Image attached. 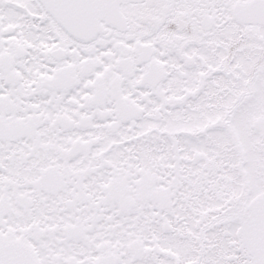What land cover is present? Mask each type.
I'll list each match as a JSON object with an SVG mask.
<instances>
[{
    "label": "snow or ice",
    "instance_id": "snow-or-ice-1",
    "mask_svg": "<svg viewBox=\"0 0 264 264\" xmlns=\"http://www.w3.org/2000/svg\"><path fill=\"white\" fill-rule=\"evenodd\" d=\"M0 264H264V0H0Z\"/></svg>",
    "mask_w": 264,
    "mask_h": 264
}]
</instances>
